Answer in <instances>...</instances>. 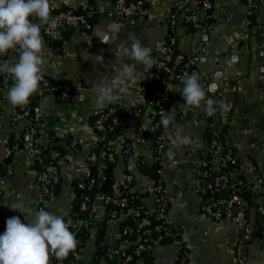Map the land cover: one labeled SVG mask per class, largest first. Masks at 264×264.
<instances>
[{"label": "crops", "instance_id": "1", "mask_svg": "<svg viewBox=\"0 0 264 264\" xmlns=\"http://www.w3.org/2000/svg\"><path fill=\"white\" fill-rule=\"evenodd\" d=\"M183 1L153 0L151 8L158 11L160 17L155 20L147 17L117 19L111 14L113 0H52L54 6L68 4L86 7L94 4L99 14L98 22L91 32L83 33L80 29L69 28L72 31L70 38L61 44L57 43L59 40H49L41 28L45 40L44 74L58 81L65 80V84L71 87L79 82L90 86L82 101L76 98L67 102L52 94L40 98L37 103L50 127V132L39 136L41 143L52 142V133L60 135L62 145L66 144L71 134H76L80 141L79 150L59 161L63 183L58 194L48 197L50 212L63 215L67 220L73 213L76 199L71 182L83 180L89 173L86 161L94 138L93 114L96 109L111 104L101 106L97 103L94 85L101 81L110 83L126 107L134 106L139 97L145 76L143 65L135 64L127 57L116 60V49L130 47L132 41L139 40L151 52H156L167 15L163 3L171 5ZM211 1L217 7L215 15L211 17V22L217 24L216 32H207L197 41L192 30L187 26H179L176 32L178 48L195 50L196 64L203 81L207 86L214 85L211 97H220L215 119L220 121L226 118V132L230 141L243 161H249L254 166L251 168L249 165L246 171L234 174L246 179V189L252 193L253 205L248 213L253 223L250 229H245L230 220L215 219L203 211L206 203L218 196L228 195V191L206 189L210 177L200 163L210 154L208 134L211 129L204 112L199 109L186 111V106L180 107L183 102L176 101L165 113L171 115L172 110L175 111V127L182 130L180 135L189 137L190 143L181 144L171 125L167 131L168 140L163 155L165 163L162 166V179L170 195L169 224L174 229H181L188 239V264H264V1L254 14V19L247 14L246 0ZM210 12L202 10L201 15ZM95 55H103L104 61L101 63ZM9 59L14 60L15 57H0V63ZM121 63L135 65V82L123 75ZM17 108L9 103L7 91L0 95V110L4 115L0 127V162L7 158V145L21 142L24 136V124L11 120ZM148 126L147 121L140 118L127 134L118 137L114 143L117 152L114 168L116 178L120 179L125 172H131L135 187L143 189L149 188L154 180L140 167L142 163L151 165L155 161V134ZM126 143L131 146L129 154L124 152ZM12 155V162L3 175L6 185L0 198V212L19 216L27 223L24 214L13 210L9 204L22 200L27 206L37 207L41 190L35 174L29 168L30 150L22 145ZM213 168L215 172H221L219 165L214 164ZM181 172L186 188L179 192L175 182ZM144 204L152 210L154 196H146ZM105 214L106 210L101 208L95 219L102 222ZM122 221L126 220L121 218L106 230L107 242L111 243L117 237ZM85 253L90 263L96 260L106 264L102 255H98L97 228L91 230L85 243ZM179 258V246L175 242H154L148 253L138 257L132 264H149L151 260L155 264H180Z\"/></svg>", "mask_w": 264, "mask_h": 264}, {"label": "built area", "instance_id": "2", "mask_svg": "<svg viewBox=\"0 0 264 264\" xmlns=\"http://www.w3.org/2000/svg\"><path fill=\"white\" fill-rule=\"evenodd\" d=\"M263 1L246 0L249 18L257 13ZM113 4L114 7L111 14L117 19L147 17L148 19L156 20L160 18L158 16L159 12L151 8L154 5L153 0H114ZM163 5L165 7L163 9L167 11V15L163 21V36L156 52H151L156 63L152 66L151 70L145 73L136 104L127 107L129 111L135 108L133 110L134 114L147 121L149 124L148 128L155 134L154 162L158 160L160 163V178L153 180L149 188L143 189L135 187L134 175L131 172H125L120 179H117L115 176L112 193H106L99 189V187L93 195L86 193L83 195L79 205V210L85 217H78L77 213L73 210L72 215L66 220L71 222L70 227L75 234L84 225L88 226L94 222L100 223L95 217L97 211L101 208L106 210L105 219L102 222L106 223L107 229L112 227L121 218L128 220L130 217L134 221L136 226L130 224L125 225L119 230L117 237L111 243L109 241L107 242L109 248L102 254L106 260V264H109L108 261H113L114 264H132L145 251L149 250L154 242H163L165 239L178 244L180 264H188L190 250L188 239L181 229H174L169 224L168 210L170 195L162 179V166L165 163L163 155L168 140V129L165 130L161 121L156 119L155 113L157 111L155 107L162 104L171 105L176 101L185 103L181 95L183 88L181 77L184 73H197L200 77V82L207 90L208 86L203 81L202 74L196 64L195 50H180L178 48L176 32L179 26H187V28L192 30L197 41H200L202 36L207 32H216L217 24L210 22L209 18H213L217 7L211 0H185L171 5L164 2ZM77 9L78 7L68 4L55 6L52 16L56 19L57 25L55 28L43 25L45 36L49 40L56 41L62 38L63 29L65 28L80 29L83 33L91 30L92 27L89 18L99 12L98 8L90 4L85 7L84 12H78L76 11ZM202 10L211 12L203 16L201 15ZM9 56H14L17 59L15 53H9ZM46 76L44 74V82H42V86L37 92L40 94V98L55 94L63 101L71 102L76 98L82 101L85 100L86 94L90 90V86L87 83L79 82L74 87L75 93L71 99V86L67 84L56 85ZM51 79L56 82L58 81L52 77ZM151 79L157 82L152 85L150 84ZM12 83L13 81L10 77L2 75L0 95L6 92ZM211 94L208 93L210 97ZM115 104L123 106L121 98ZM167 111L165 109L162 110L163 113ZM204 114L207 119V125L211 129V138L209 141L210 154L207 159L202 160L200 163L208 173V177H210L206 189L211 191L226 189L228 195L213 198L203 206V211L215 219L230 220L237 224V226L250 229L253 223L248 213L251 206H249V202L244 196L240 194L241 188L247 186V181L243 176H239L238 178L234 174L246 171L249 165L251 168H254V166L252 167L249 161H243L235 145L230 141L226 132L228 123L226 118L224 117L220 121H217L215 119L216 112L211 116L206 113ZM115 115V106L96 109L93 114L95 116L93 123L94 138L91 151L86 161V167L89 168L88 175H90L91 166L97 165L98 176L102 177V167L105 164V160L112 163L117 162V152L114 149V143L118 137L127 134L128 130L121 132L115 139L109 137V132L118 123ZM3 116L0 110V127ZM11 120L13 122L23 123L25 130L21 142L7 145L5 149L6 157L11 156L22 145L30 150L29 168L35 174L41 190L37 208H44L49 211L47 204L48 197L53 194L54 188L61 178L59 161L62 157L79 150V138L76 134H71L73 136L71 142L63 145L64 152L58 148H49L50 145L47 143H41L38 139L39 136L48 133L50 127L43 116L41 107L38 104L33 106L31 100L27 106L18 107L12 114ZM59 136L52 133L50 138L55 141L60 139ZM47 149L48 155L56 163H43V153ZM124 152L125 154L131 152L129 143L125 144ZM36 162H39L41 166L38 168L32 167ZM214 164L219 165L221 172H215L213 170ZM182 175V172L179 173L175 182V186L179 192H182L186 188V182L182 179ZM5 185L6 181L1 176L0 198L5 192ZM96 185L99 186L96 179L89 178L86 184L80 183L79 187L90 190L96 187ZM149 194L154 196L155 205L152 210L144 204V198ZM136 200H139V202L134 203ZM109 205L114 207L108 211ZM151 220L154 222L152 225L150 224ZM93 228H96V226H89L87 229L89 236ZM106 238H108V235ZM86 241L84 243L81 240L79 241L82 244L80 251L67 262L53 258L52 264H100L96 260H91L90 263L85 253Z\"/></svg>", "mask_w": 264, "mask_h": 264}, {"label": "clouds", "instance_id": "3", "mask_svg": "<svg viewBox=\"0 0 264 264\" xmlns=\"http://www.w3.org/2000/svg\"><path fill=\"white\" fill-rule=\"evenodd\" d=\"M54 7L52 0H0V57L9 53L17 55L15 60L0 63V75L13 81L7 90V99L13 107L27 106L44 82L45 40L41 28L43 25L56 27L57 21L52 16ZM103 41L108 43L107 39ZM115 55L116 60L127 57L135 64L143 65L144 74L156 63L151 49L139 40L132 41L130 47H118ZM95 56L101 63L104 61L103 55ZM121 67L123 75L135 82V65L121 63ZM181 80L185 103L180 107L187 106L186 111L196 108L209 116L214 115L220 107L208 95L214 91V85H209L206 90L195 72L184 73ZM94 88L101 106L120 99L106 81L97 83ZM174 116V110L171 115L162 112L161 124L165 130L172 125L181 144L190 143L189 137L180 135L182 130L175 127ZM9 205L23 213L28 222H23L19 216L7 219L6 230L0 234V264H52L53 258L63 261L77 249L79 241L70 230L71 222L63 215L27 206L22 200Z\"/></svg>", "mask_w": 264, "mask_h": 264}, {"label": "trees", "instance_id": "4", "mask_svg": "<svg viewBox=\"0 0 264 264\" xmlns=\"http://www.w3.org/2000/svg\"><path fill=\"white\" fill-rule=\"evenodd\" d=\"M84 10H85V7H81L80 6V7H78V9L76 11L84 12ZM98 14H99V12L89 18V21L91 23V27L92 28L98 22ZM254 16L255 15L252 16L253 19H254ZM212 20H213L212 18H209L210 22ZM89 31L91 32V30H89ZM71 33H72V31L69 28L63 29L62 38L58 42L57 41L56 42L58 44H61L62 41L66 40L67 38L68 39L70 38ZM46 77L49 78V80L51 82H53L54 84H56V85L65 84L67 82L65 80H59V81L56 82V81L52 80L51 77H49V76H46ZM156 82H157L156 80L151 79L150 84L154 85ZM0 84H2V75H0ZM41 86H42V83H41ZM71 90H72L71 91V99H72L73 96H74V93H75L74 92V87H71ZM30 100H31V103H32L33 106L36 105L38 103V101L40 100V94H38V93L34 94L30 98ZM171 105L162 104L160 106L155 107V109L157 111L155 113L156 119L161 121L162 110L163 109L169 110L171 108ZM111 106L112 107L113 106L116 107V115L115 116L118 119V123L115 124L113 126V129L111 130V132H109L110 133L109 137L111 139H115L117 137V135H119L121 132L127 131L130 128H132L140 118L137 115L134 114L133 110L135 108L132 109V111H129L127 107L119 106V105H117L115 103H111L107 107H111ZM93 121H95V116L93 117ZM49 132H50V130H49ZM210 134L211 133L209 132V134H208V137H209L208 139L209 140L211 138ZM72 138H73V136L69 135L68 138L66 139V143H70ZM55 142H56V144H55ZM49 145H50L49 148H58L59 150L64 152L63 145L61 143H59V139H57L55 141L53 140L52 142L49 143ZM12 156L13 155L7 157L3 162H0V177L3 176L5 174V172L7 171L8 166L10 165L9 163L12 162V158H13ZM54 162L55 161L52 160L50 158V156L48 155V149L45 150L44 153H43V163L52 164ZM40 166H41V164L39 162H36L34 165H32V167H35V168H38ZM140 167H141L143 172H145L146 174L151 176L154 180H158L160 178L159 169H160L161 166H160V163H159L158 160L156 162H154V164H151V165H146L145 163H142V164H140ZM114 168H115V163H112L110 161L105 160V164L102 167V173H103L102 177L98 176V166L97 165H93L90 168V175L85 177L84 180H81V179L73 180L72 185H73V188H74V191H75V194H76V199H75V203H74L75 206H74L73 210H74V212L77 213L78 217H85L84 214L79 210V205H80V202H81V200L83 198V195H85L86 193H88V194L90 193L91 195H93L94 192L96 190H98V187H99V189H101L102 191H104L106 193H112L113 192V184L115 182ZM89 178H95L97 183H99V186L96 185V187L91 188L90 190L81 189L79 187V184L80 183L86 184ZM62 183H63V180H62V177H61L59 182L56 184V186L54 188L53 194H58L60 192ZM240 194H242L244 196V198L249 202V206L253 205V203H252V193L250 192V190H248V189L243 190L241 188ZM137 202H139V200L134 201V203H137ZM112 207H114V206L109 205L108 206V211ZM10 217H13V216L0 212V221H1L0 234H3L5 232V230H6V221ZM120 224H121L120 225L121 226L120 229H122L127 224L136 226V224L134 223V221L130 217H129L128 220L122 221ZM150 224L152 225V224H154V222L151 220ZM89 226H91V227H95L96 226V228H97V248H98V255L100 257L109 248V245L107 244V239H106L107 225L104 222H100V223L94 222V223L89 224L88 226H86V225L82 226V228L75 234L78 241L81 240L84 243V241H86L88 239L89 232L87 231V229L89 228ZM70 230L72 231L71 227H70ZM163 241H171V240L165 239ZM81 247H82V244L78 243L77 249L73 253H70L69 256L66 259H64L63 261L67 262L69 259L74 257L80 251ZM146 253H148V250L145 251L144 254H146ZM112 262L113 261H110V263H112ZM153 263L154 262L152 260L149 262V264H153Z\"/></svg>", "mask_w": 264, "mask_h": 264}, {"label": "water", "instance_id": "5", "mask_svg": "<svg viewBox=\"0 0 264 264\" xmlns=\"http://www.w3.org/2000/svg\"><path fill=\"white\" fill-rule=\"evenodd\" d=\"M71 29H73V28H71ZM214 99H215L218 103L220 102V97L216 96V97H214ZM169 152H170V151H169ZM201 185H203V184H201ZM242 189L245 190V189H246V186H244ZM253 235H254V233L251 234V236H253ZM248 236H250V234H249Z\"/></svg>", "mask_w": 264, "mask_h": 264}]
</instances>
